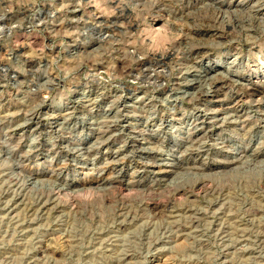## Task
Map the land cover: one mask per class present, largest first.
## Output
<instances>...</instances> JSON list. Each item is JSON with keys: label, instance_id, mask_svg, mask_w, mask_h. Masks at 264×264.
<instances>
[{"label": "rangeland", "instance_id": "374dc122", "mask_svg": "<svg viewBox=\"0 0 264 264\" xmlns=\"http://www.w3.org/2000/svg\"><path fill=\"white\" fill-rule=\"evenodd\" d=\"M263 7L0 0V264H264Z\"/></svg>", "mask_w": 264, "mask_h": 264}, {"label": "bare ground", "instance_id": "6f19581e", "mask_svg": "<svg viewBox=\"0 0 264 264\" xmlns=\"http://www.w3.org/2000/svg\"><path fill=\"white\" fill-rule=\"evenodd\" d=\"M210 1H213L214 2V0H210ZM212 7V6H211ZM257 7V6H256ZM255 7V8H256ZM264 10V7L263 8H260V9H258L257 11L258 12H260V11H263ZM253 12V11H252ZM2 30V29H1ZM233 63V62H232ZM230 66V65H229ZM204 69H203V72H205L204 73V75L203 74H195V75H193V76H196V77H194V79H193V81L192 82H187V83H189V87H191V88H195V87H199V85L198 84H200L202 81H205V82H209L210 83V85L212 86V88H215L216 86H217V81H218V79L219 80H223V79H227L226 77H227V73L228 72H226L225 73V71H221V70H216V71H214V72H211V70H209V69H211V67L210 68H205V67H203ZM224 68L226 69V70H229L228 68H231V67H225L224 66ZM198 71V70H197ZM196 71V72H197ZM199 72V71H198ZM193 74H194V72H193ZM230 77V76H229ZM231 79V78H230ZM239 82V81H238ZM186 83V82H185ZM186 83V84H187ZM238 84V83H237ZM240 84V83H239ZM195 90V89H194ZM198 90V89H197ZM199 91V90H198ZM210 91V90H209ZM224 106V105H223ZM225 107V106H224ZM223 107V108H224ZM228 107V106H227ZM228 108H231V107H228ZM233 108V107H232ZM223 110V109H222ZM229 111H230V109H229ZM213 113L212 114H215L216 112H219L218 110H215V111H212ZM225 113V112H224ZM211 114V113H210ZM216 116V115H215ZM219 116V115H218ZM214 118V117H213ZM263 119V118H262ZM242 121V120H241ZM263 121H264V119H263ZM244 122V121H243ZM264 125V124H263ZM196 150H198L197 152H201V151H206L207 150V148L206 147H198ZM247 149L246 148H244L243 149V151H246ZM260 152V151H259ZM259 152H256L255 154H257V153H259ZM240 155V154H239ZM246 155V154H245ZM243 156H244V154H243ZM241 157V156H240ZM238 160V159H237ZM236 159H233V160H231V161H227V162H224V163H232V162H234V161H237ZM144 164V163H143ZM156 164V163H155ZM159 164V163H158ZM163 164V163H162ZM199 166V165H198ZM160 168V167H159ZM199 168H201V169H204L203 168V166H201L200 165V167ZM202 172V171H201ZM162 173V171H158L156 174H161ZM157 178V177H156ZM153 180V179H152ZM154 183V182H153ZM115 184V183H114ZM113 184V185H114ZM117 184V183H116ZM207 184V183H206ZM149 185V184H148ZM158 185V184H157ZM201 187H204L205 186V184H204V181H201ZM121 187H123V186H121ZM127 187V186H126ZM204 189H205V187H204ZM58 191H59V189H58ZM180 228V227H179ZM45 251V250H44Z\"/></svg>", "mask_w": 264, "mask_h": 264}]
</instances>
